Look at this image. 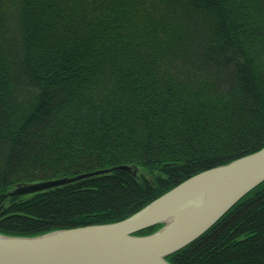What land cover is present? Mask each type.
<instances>
[{"label":"trees","instance_id":"1","mask_svg":"<svg viewBox=\"0 0 264 264\" xmlns=\"http://www.w3.org/2000/svg\"><path fill=\"white\" fill-rule=\"evenodd\" d=\"M263 146L264 0H0V233L119 221ZM166 259L264 264V181Z\"/></svg>","mask_w":264,"mask_h":264},{"label":"water","instance_id":"2","mask_svg":"<svg viewBox=\"0 0 264 264\" xmlns=\"http://www.w3.org/2000/svg\"><path fill=\"white\" fill-rule=\"evenodd\" d=\"M127 164L16 186L22 195ZM264 181V146L183 180L130 216L115 222L53 230L34 236L0 233V264H172L166 257L214 225L237 201ZM162 224L149 234H137Z\"/></svg>","mask_w":264,"mask_h":264},{"label":"rangeland","instance_id":"3","mask_svg":"<svg viewBox=\"0 0 264 264\" xmlns=\"http://www.w3.org/2000/svg\"><path fill=\"white\" fill-rule=\"evenodd\" d=\"M142 172L147 176V177H149V178H151V173L149 172V170H147V169H142Z\"/></svg>","mask_w":264,"mask_h":264}]
</instances>
